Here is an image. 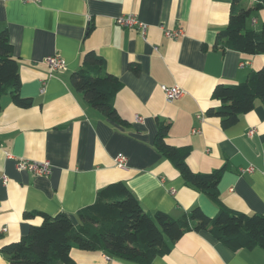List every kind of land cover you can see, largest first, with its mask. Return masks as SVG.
Returning <instances> with one entry per match:
<instances>
[{
    "label": "crops",
    "instance_id": "obj_1",
    "mask_svg": "<svg viewBox=\"0 0 264 264\" xmlns=\"http://www.w3.org/2000/svg\"><path fill=\"white\" fill-rule=\"evenodd\" d=\"M231 1L0 0V33L7 32L19 65V94L31 100L22 108L8 94L0 99V249L42 222L40 215L26 219L24 213H63L76 225V212L111 183H123L147 213L163 211L175 220L197 207L213 218L218 205L185 185L153 146L159 123L168 126V145L188 148L190 170L209 174L225 168L218 186L221 207L264 218L262 103L255 100L226 129L205 115L220 106L212 96L216 85L242 83L264 68V54L214 47ZM258 1L241 2L250 8ZM129 14L147 24L145 36L115 23ZM263 25L264 9L252 12L246 23L258 32ZM162 29L183 34L170 39ZM89 51L105 59L106 71L122 85L112 102L120 123L90 108L70 86V75ZM54 54L65 69L49 70L43 60ZM161 86H178L182 96L168 103ZM120 157L126 160L122 169L116 166ZM21 159L46 161L51 171L45 177L19 171ZM170 247L151 264H264L263 248L235 251L205 231H188ZM105 257L102 251L70 250L74 264H104ZM108 263L136 264L116 257ZM0 264H9L1 254Z\"/></svg>",
    "mask_w": 264,
    "mask_h": 264
},
{
    "label": "trees",
    "instance_id": "obj_2",
    "mask_svg": "<svg viewBox=\"0 0 264 264\" xmlns=\"http://www.w3.org/2000/svg\"><path fill=\"white\" fill-rule=\"evenodd\" d=\"M242 0H232L229 20L225 29L218 32L215 48L234 50L250 55L264 54V25L261 32L246 26L255 10L264 9V0L248 8ZM82 67L70 75V86L84 102L111 121L120 123L112 106L120 82L106 71V61L93 51L84 53ZM19 65L13 57L12 46L6 31L0 33V99L8 94L16 106L27 108L31 100L20 96ZM130 69L138 72L137 67ZM212 96L218 108H209L206 116L219 119L222 129L235 125L241 115L247 114L259 100L264 107V68L249 74L245 81L233 85H216ZM168 126L158 124L153 146L178 171L185 185L202 192L220 208L209 218L195 207L180 219H172L165 212H145L123 183H111L99 189L95 201L78 210V223L73 225L66 214L49 216L41 213H24L26 219L40 215L42 222L31 226L28 235L0 249L9 264H74L70 250L102 251L136 264H151L156 257H164L188 231L209 233L232 250L264 249V218L259 214L246 215L220 206L219 181L225 168L209 174L195 173L187 165L188 148L168 145Z\"/></svg>",
    "mask_w": 264,
    "mask_h": 264
},
{
    "label": "built area",
    "instance_id": "obj_3",
    "mask_svg": "<svg viewBox=\"0 0 264 264\" xmlns=\"http://www.w3.org/2000/svg\"><path fill=\"white\" fill-rule=\"evenodd\" d=\"M24 2H33V3H38L39 0H23ZM115 23L125 29H135L137 32H139L140 36H145L146 34V29H147V24L144 23L143 21H140L139 19L136 18L134 15H128V16H117L115 19ZM164 32V36L166 38L170 39H177L180 37V35L183 34L182 30H173V29H162ZM46 65L49 67V70L51 72H54V70H63L66 67L65 61L58 55L54 54L53 56H48L44 58L43 60ZM163 95H165V99L168 103L172 102L173 100H176L182 96L183 91L178 87V86H173V87H166V86H161L160 87ZM136 121H140L139 117H136ZM253 131H250L252 133ZM18 164V170L24 171L27 170L31 173H34L35 175L38 176H47L50 171H51V164L48 162L44 163H37V162H27L24 160H19L17 162ZM116 166L119 169L125 168L126 167V160L123 157L117 158L116 159ZM251 168L247 170H241V172H249ZM2 182L5 185L7 183V179L2 177ZM111 260L110 257H105V263L104 264H109L108 262Z\"/></svg>",
    "mask_w": 264,
    "mask_h": 264
}]
</instances>
